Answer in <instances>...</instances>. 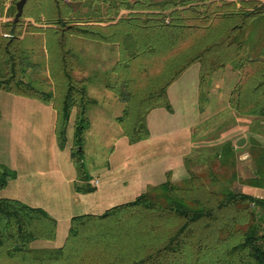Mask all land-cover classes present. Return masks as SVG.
Masks as SVG:
<instances>
[{
  "label": "trees",
  "instance_id": "16d2710c",
  "mask_svg": "<svg viewBox=\"0 0 264 264\" xmlns=\"http://www.w3.org/2000/svg\"><path fill=\"white\" fill-rule=\"evenodd\" d=\"M6 1L0 0V17ZM17 1L8 9L11 19L0 23V91L52 104L62 150L76 109L71 156L78 193L97 189L84 158L96 100L89 80L77 75L85 65L72 38L117 50L105 86L124 104L116 121L131 144L150 137L153 109L173 112L168 88L194 63L200 64L201 110L212 76L229 66L238 77L230 107L264 118V0H27L14 22ZM39 32L46 40L56 36L58 74L66 86L61 100L37 88L29 74L40 65L23 48L22 35ZM167 175L134 200L73 216L64 244L56 248L32 246L56 238L57 220L47 210L0 196V264H264V228L256 219V213L263 219L264 197L214 191L193 174L175 184ZM14 177L0 164V191ZM259 178L253 184L261 186Z\"/></svg>",
  "mask_w": 264,
  "mask_h": 264
},
{
  "label": "crops",
  "instance_id": "0c3cea01",
  "mask_svg": "<svg viewBox=\"0 0 264 264\" xmlns=\"http://www.w3.org/2000/svg\"><path fill=\"white\" fill-rule=\"evenodd\" d=\"M11 1H6L0 23L10 20L8 9ZM28 34L41 36L43 41L46 42V36L43 32L24 33L22 39L24 40ZM74 41L79 43L80 38H72L73 49ZM82 45L80 55L85 59V62L83 61L85 68L83 71L77 72V75L87 78L89 83L93 79L104 81L107 73L117 60L116 49L111 45L92 41H84ZM105 50L107 51L105 52ZM112 61L113 64H111ZM226 71L229 73L226 72L227 75L224 78H218L214 82L216 84V94L213 95L220 96L223 94L224 96L220 97L218 105H222L221 108L225 106V109L230 111L233 109L228 105L229 93L238 77L231 67ZM222 79L226 81L223 87L218 83ZM199 83L200 64L194 63L168 88V96L173 105V112H169L167 109L164 110V107H159L148 114V126L151 132L148 139L131 144L128 138L123 135L121 127H118L114 135L119 136L117 141L120 143V149L113 145L112 155H117L119 151L123 150L126 153L124 158H118L119 161L115 166H109L105 170L106 176L109 175L112 178L111 185L113 187L124 182L126 186H131L129 192L135 187V191L141 194L150 186L162 183L168 173L171 174L173 181H179L187 176L185 159L188 155L195 153L199 146V141L195 139V130L199 127L205 113L215 109L209 106L205 111H200ZM88 86L90 87L89 84ZM89 87L88 91L90 90ZM214 88L212 90H215ZM102 89L105 91L104 105L106 104V107L116 108V106L122 105L117 107L112 117L105 116L104 111L99 115L95 113V116H92L91 109L89 110L90 121L96 118L107 126L109 122H116V117L120 115L119 113L123 110L124 104L117 99L112 91L106 88ZM221 108L217 107L215 110L221 111ZM0 110V164L16 172V177L10 179L8 185L0 191V196L19 199L31 206L42 207L47 210L57 220L56 238L54 240H36L32 243V246L35 248L60 247L68 236L71 218L83 214L80 213V196L97 194L96 196L100 199V191L103 192L102 190H104L97 187L101 183L98 178H92V184L98 180V184L95 185L98 190L87 194L75 191L74 182L77 179V170L71 156L73 141L70 139V133L73 129L74 136L76 109H73L71 114L68 126V143L63 150L59 148L57 142L55 133L57 112L52 104H45L35 98L15 95L1 90ZM235 116H237V119L244 117V115L238 114ZM177 119L181 120L182 123L179 125L173 124V121L175 122ZM134 149L135 152H140L138 166L140 170L138 172L137 170L132 171V168H129L131 163L125 162L131 159V151ZM155 150L161 151L160 160H157L158 156ZM148 159H153V163L163 161L165 165L162 166L163 168L159 165L156 170L152 167L150 171L148 169L150 165ZM121 161L124 165L129 164L125 168L120 167L121 173L123 172L125 176L114 178L115 174L112 176L109 173L112 170L111 167H119ZM130 172V177L133 176L134 182L129 177L128 173ZM127 179L131 180V184L127 185ZM115 193L110 192L105 198L104 194L101 195L102 204L106 205L107 201H114ZM97 202L99 204L100 201ZM109 205L112 207V204H108V208H110Z\"/></svg>",
  "mask_w": 264,
  "mask_h": 264
},
{
  "label": "rangeland",
  "instance_id": "374dc122",
  "mask_svg": "<svg viewBox=\"0 0 264 264\" xmlns=\"http://www.w3.org/2000/svg\"><path fill=\"white\" fill-rule=\"evenodd\" d=\"M55 37V35L51 34L47 36L45 42L41 36L28 34L24 38L22 45L24 49L32 53L33 60L40 65L38 69L29 72L31 78L35 80V86L40 90L52 91L57 97V100H61L66 91V86L64 79L58 74V58ZM84 41L91 40L80 39L79 43L78 41H74L73 45L75 52L81 60L85 62L84 57L80 55V47L83 46L82 44ZM106 51L107 50H105V52ZM115 52L118 57L117 50ZM111 64H113V61ZM226 69L229 70L230 67L228 66ZM226 69L218 71L212 76L209 85L208 102L204 105L203 110L200 109L201 112L208 109L209 106L215 109L217 107L221 108L220 106L222 105H218V101L220 97H223L224 95H213L216 94V84H214V82L218 78H224L227 75L226 72L228 71H226ZM106 81L107 79L104 81L101 79H93L91 83L88 82L90 85V87L88 86L90 89L88 92H90V96L96 100V103L90 107L92 116H95V113L99 115L104 111L105 116L112 117L116 112L117 107L122 106L120 104L114 108L109 106L106 107V104L104 105L105 91L102 88H106ZM218 83L223 87L225 86L226 81L222 79V81H218ZM213 88L215 90H212ZM209 101L211 105L209 104ZM163 109L165 110L166 108ZM215 109H212L209 113H205L199 127L195 130V139L199 141V146L195 153L188 155L185 159V166L188 171L187 176L179 181H173L170 176L171 180L175 184H183V182L193 174L197 176V180H199L198 183L202 182L209 189L214 191L235 190L252 194L257 197H264V118L244 115L242 119H237V116H235L237 113L235 114V111L233 110H226L225 106L221 108V111ZM122 111H120L119 114H121ZM90 122L91 125L85 133L84 140L85 164L91 177L98 178L101 182L97 187L103 188L104 190H102L103 192L100 191V199L96 196L97 194H93V196H80V213L103 212L108 208V204H112L113 206L131 201L136 198L137 194H140L138 191H135V187L129 192L131 186H126L124 182L113 187L111 185L112 178L109 175L106 176L105 170H107L109 166H115L119 161L118 158H124L126 153V151L123 150L121 152L119 151L117 155H112L113 145L120 149V143L117 141L119 136L114 135L118 130V127H120L117 121L115 123L109 122L107 126L102 124L96 118H93V121ZM174 123L175 125H179L182 121L177 119L175 122L173 121V124ZM163 128L166 129L165 127ZM167 128L169 127L167 126ZM203 128L205 129L203 130ZM72 131L70 133V139L73 141ZM243 137L246 138V142L244 145L238 146L237 142ZM155 152L158 156L157 160H160V156H162L161 151L155 150ZM130 158L131 159L125 161L129 162V164L131 163L130 165H124L123 161H121V165L119 167H111L112 170L109 173L112 176L115 174L114 178L117 176L122 178L125 174L123 172L121 173L120 170L128 165L130 166L129 168H132V171L137 170L138 172L140 170L138 167L140 163V152H135L134 149L131 151ZM148 162L150 164L148 166L150 171L152 167L156 170L159 165L161 168L165 165L163 161L153 163V159H148ZM156 163L158 164L155 165ZM128 174L130 177L131 172ZM255 177H260L259 185L261 186L253 184ZM130 178L132 179V182L135 181L133 180V176ZM167 178L168 175H166L163 180L166 181ZM127 181V185L131 184V180L127 179ZM110 192H116L114 201H107V204L103 205L101 195L104 194L105 198ZM97 201H100L99 204ZM256 214V219H258L257 222L261 223L262 228H264V214L263 219L260 217V213Z\"/></svg>",
  "mask_w": 264,
  "mask_h": 264
},
{
  "label": "water",
  "instance_id": "95a60500",
  "mask_svg": "<svg viewBox=\"0 0 264 264\" xmlns=\"http://www.w3.org/2000/svg\"><path fill=\"white\" fill-rule=\"evenodd\" d=\"M26 2H27V0H18L17 1V3H16L17 13L15 15L14 22L18 21L19 18L22 16ZM245 142H246V138L243 137L237 142V145L242 146V145H244Z\"/></svg>",
  "mask_w": 264,
  "mask_h": 264
},
{
  "label": "built area",
  "instance_id": "2783aa9c",
  "mask_svg": "<svg viewBox=\"0 0 264 264\" xmlns=\"http://www.w3.org/2000/svg\"><path fill=\"white\" fill-rule=\"evenodd\" d=\"M94 185H97L98 184V180H96L95 182H93Z\"/></svg>",
  "mask_w": 264,
  "mask_h": 264
}]
</instances>
